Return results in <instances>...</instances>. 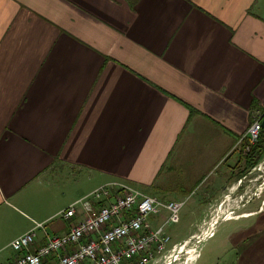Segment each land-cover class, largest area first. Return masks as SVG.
Instances as JSON below:
<instances>
[{"label":"crops","instance_id":"obj_1","mask_svg":"<svg viewBox=\"0 0 264 264\" xmlns=\"http://www.w3.org/2000/svg\"><path fill=\"white\" fill-rule=\"evenodd\" d=\"M258 114L264 0H0V264L35 224L66 233L59 213L107 182L180 200ZM256 218L232 264H264Z\"/></svg>","mask_w":264,"mask_h":264},{"label":"rangeland","instance_id":"obj_2","mask_svg":"<svg viewBox=\"0 0 264 264\" xmlns=\"http://www.w3.org/2000/svg\"><path fill=\"white\" fill-rule=\"evenodd\" d=\"M263 119L264 118L262 117V121ZM251 125L249 127H251ZM246 133L243 136L238 137L235 141V146L232 148L231 151L233 152V154H231L225 160L227 162L221 167L219 166V168L218 166L215 167L203 181L198 184H195L196 186L194 185L195 187H193V191L191 193L188 192L190 188L185 186L187 184L192 183L191 177H185L184 179H182V182L178 181L177 183H183L182 190L185 192V194L180 197V200L178 201H165V199L163 198L157 197L156 195H150L146 192H143V189L141 190L135 187L134 185H130L128 183L125 184L121 181L115 180L101 185L104 186L110 183H122L133 189L138 190L147 197L160 200V202H162L164 205L166 203L178 204L177 210L174 214V219L176 217L175 220L173 219L174 221L168 218L169 212L167 209H165L166 206L164 205L148 214L139 212L137 208H132L127 210V212L124 211L118 216V218L114 219L115 222L113 221L114 225H117L123 222L120 221L118 223V220H124V217L126 216H129L130 218H135L137 216L140 221L146 224L147 227H144L139 232L134 233L133 236H137V234H144L145 237H149L151 239V243L141 250L143 255H151L152 260L154 259L153 261L150 260L149 264H169L171 256L173 255V250L183 241L189 240L193 234L197 233L200 230V228L205 224V222L210 219V215L221 203L222 198L225 195H228L230 191L233 192L230 193V202L224 203L223 207H226V204L227 206L229 205L233 208L237 205V211L235 210L234 214L230 218L226 220L224 219L219 222V224L216 226L215 232H210L207 234V236L205 237L206 240H202V242L198 246V255L195 258L194 262H192V264H232L235 262V260H237L235 258H237L238 254L245 248V246H243V242L238 243V245L233 243L234 240L236 241V239L239 238L237 233L239 234V232L243 230L241 233L244 235L245 232L250 230L251 228L258 229L256 228L255 224L257 219L256 215L264 211V156L261 160H259L256 165H253V167H247L246 162L244 161V156L246 153L249 152L251 146L256 145L257 142L253 145H250L248 143V140H242L241 138H244ZM227 165H229L228 168H230L229 174L232 176L231 182H228L227 185L221 190L220 196L222 195V198H219L213 203H207L204 210L199 213L198 211H196V207L198 205L197 202L200 199V194L206 188L205 185L208 184V181L206 182V179H208L210 175L217 174L221 170L223 171V169L226 168ZM177 176L180 177L178 173ZM210 180L211 179H209V181ZM205 182L206 184L203 185ZM97 188L93 189L92 191L96 190ZM73 204H75V202ZM229 212L230 211L227 210L225 214L229 215ZM198 215L200 217L197 218ZM167 219L169 222L165 225L164 223ZM37 225H41V228L39 227L35 229V247L43 245L47 237L57 235L54 233L46 232L45 226L42 223L35 224L33 228H35ZM104 230H107V228L105 227ZM37 231L43 232V241L41 244H37ZM165 237H168V242L164 240ZM121 247L124 248V245H121ZM10 250L13 252V256L11 257L12 261L18 258L23 253V249L13 250L10 248ZM140 257L141 256L137 251L131 257L132 259L128 260L129 262H125L123 264H131L135 261V259L139 260ZM176 258L172 260L171 264L185 263V254H181ZM11 260L8 264L12 262ZM155 261L157 262L153 263Z\"/></svg>","mask_w":264,"mask_h":264},{"label":"built area","instance_id":"obj_3","mask_svg":"<svg viewBox=\"0 0 264 264\" xmlns=\"http://www.w3.org/2000/svg\"><path fill=\"white\" fill-rule=\"evenodd\" d=\"M261 130L262 116L259 115L241 139L248 140V143L253 145L258 142ZM163 205L157 199L147 197L122 183L101 186L59 213L60 219L67 223L68 227L63 235L47 237L43 245L35 247V229L41 228V225H37L14 239L9 248L23 249V253L10 264H123L129 262L137 251L141 257L130 263L149 264L150 260L154 259L152 260L151 255H143L141 250L151 243V239L144 234L133 236L147 227L146 224L137 216H126L124 220H118V223L123 222L117 225H114L113 221L132 208L148 214ZM177 205H164L171 220L174 219ZM84 213H90L91 216ZM168 222L167 219L164 224ZM105 227L107 230H104ZM164 240L169 241L168 237ZM121 245H124V248Z\"/></svg>","mask_w":264,"mask_h":264},{"label":"bare ground","instance_id":"obj_4","mask_svg":"<svg viewBox=\"0 0 264 264\" xmlns=\"http://www.w3.org/2000/svg\"><path fill=\"white\" fill-rule=\"evenodd\" d=\"M260 171V170H259ZM264 173V172H263ZM234 186V185H233ZM232 186V187H233ZM261 186V185H260ZM232 191H230L231 193ZM236 192V190H235ZM230 193L228 195H225L222 198L221 203L216 207V209L212 212L210 215V219L205 222V224L200 228V230L193 234L189 240L183 241L181 244H179L172 252L171 260L169 261V264L172 263V260L176 258L177 256L181 254H185V263L184 264H192L194 262L197 253H198V246L202 242V240L205 239L208 233L215 232L216 226L221 222L222 220H226L230 218L236 209H238L237 205L236 207H230L229 205L226 207H223L224 203L230 202ZM233 193V192H232ZM247 194V192H246ZM245 195V194H244ZM254 196V195H253ZM249 199V198H248ZM159 201V200H158ZM233 201V200H232ZM240 202V201H239ZM235 203V202H234ZM236 204V203H235ZM92 209V208H91ZM230 211L229 215L225 214L226 211ZM237 211V210H236ZM87 214V216H91L90 213H84ZM60 217V215H59ZM63 235V234H62ZM209 238V237H208ZM206 240V239H205ZM204 242V241H203ZM177 259V258H176ZM166 264V263H165ZM183 264V263H182Z\"/></svg>","mask_w":264,"mask_h":264},{"label":"trees","instance_id":"obj_5","mask_svg":"<svg viewBox=\"0 0 264 264\" xmlns=\"http://www.w3.org/2000/svg\"><path fill=\"white\" fill-rule=\"evenodd\" d=\"M264 156V129L261 130L259 140L256 145L251 146L248 153L244 156L247 167H253Z\"/></svg>","mask_w":264,"mask_h":264},{"label":"water","instance_id":"obj_6","mask_svg":"<svg viewBox=\"0 0 264 264\" xmlns=\"http://www.w3.org/2000/svg\"><path fill=\"white\" fill-rule=\"evenodd\" d=\"M262 127H263V129H264V119H263V121H262Z\"/></svg>","mask_w":264,"mask_h":264},{"label":"flooded vegetation","instance_id":"obj_7","mask_svg":"<svg viewBox=\"0 0 264 264\" xmlns=\"http://www.w3.org/2000/svg\"><path fill=\"white\" fill-rule=\"evenodd\" d=\"M262 129H263V127H262Z\"/></svg>","mask_w":264,"mask_h":264}]
</instances>
